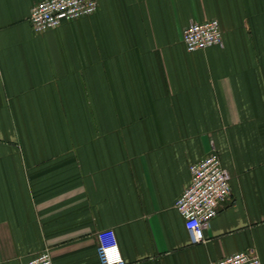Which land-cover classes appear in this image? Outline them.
Listing matches in <instances>:
<instances>
[{
    "label": "crops",
    "instance_id": "crops-1",
    "mask_svg": "<svg viewBox=\"0 0 264 264\" xmlns=\"http://www.w3.org/2000/svg\"><path fill=\"white\" fill-rule=\"evenodd\" d=\"M41 1L0 0V264H100L107 229L125 264H264V0H97L36 34ZM212 152L230 193L193 246L174 204Z\"/></svg>",
    "mask_w": 264,
    "mask_h": 264
},
{
    "label": "built area",
    "instance_id": "built-area-1",
    "mask_svg": "<svg viewBox=\"0 0 264 264\" xmlns=\"http://www.w3.org/2000/svg\"><path fill=\"white\" fill-rule=\"evenodd\" d=\"M97 6V0H44L30 9L28 21L33 32L41 34L58 28L65 21L90 17ZM182 43L191 53L219 47L222 44L219 22L190 23L183 30ZM189 172L190 185L177 198L174 208L184 219L185 230L194 246L204 243V231L217 216L219 205L229 196L230 187L220 159L214 152L190 165ZM95 239L100 264H125L113 230L99 231ZM24 264H53L51 252L46 248ZM209 264H260V261L256 255L238 252Z\"/></svg>",
    "mask_w": 264,
    "mask_h": 264
}]
</instances>
